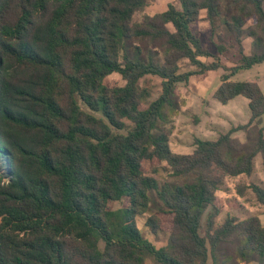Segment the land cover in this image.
I'll return each mask as SVG.
<instances>
[{
  "label": "trees",
  "instance_id": "trees-1",
  "mask_svg": "<svg viewBox=\"0 0 264 264\" xmlns=\"http://www.w3.org/2000/svg\"><path fill=\"white\" fill-rule=\"evenodd\" d=\"M152 1L0 0V264H264L259 217L216 221L225 180L257 157L264 171V94L230 80L264 62V0H176L135 22ZM202 13L215 54L193 30ZM229 49L213 98L247 99L249 121L172 152L178 88ZM147 76L161 80L154 99ZM247 188L264 215V184ZM159 215L172 227L156 248L136 218L156 233Z\"/></svg>",
  "mask_w": 264,
  "mask_h": 264
},
{
  "label": "rangeland",
  "instance_id": "rangeland-1",
  "mask_svg": "<svg viewBox=\"0 0 264 264\" xmlns=\"http://www.w3.org/2000/svg\"><path fill=\"white\" fill-rule=\"evenodd\" d=\"M173 5L180 8L176 0H153L148 4L142 12H138L134 16V21H141L143 16L158 14L164 12L168 5ZM264 7V6H263ZM201 39L202 45L209 50L211 54H215V49L209 40L210 30L209 24L205 21L204 13L201 20L193 27ZM246 41L245 48L248 50ZM237 59L234 49H229L228 52L220 57L222 67L216 71H209L201 75H192L189 78L187 86H180L178 93L184 99V106L180 114L174 119L173 131L170 137V149L176 154L188 155L194 151L195 139L214 140L219 134L227 133L231 128L244 125L249 121L250 111L248 100L243 97H236L223 105L213 98V95L220 85V78L227 71L223 67H232ZM205 64L213 62V58L205 57L201 59ZM181 72H192L195 68L190 66L188 61L180 62ZM109 80L110 84L115 85L116 82L121 85L118 75H112ZM232 81H249L259 85L264 94V62L253 66L249 70H243L230 78ZM161 80L157 77L147 76L145 78V86L152 91V99L157 97L160 90ZM264 125V116L263 123ZM234 138L243 142L245 140L242 131L235 132L232 135ZM264 184V171L261 166V159H255L254 170L251 176H240L237 178H228L225 180L222 189L217 193L216 205L221 214L217 218V222H222L226 216L235 217L238 220H243L249 216H257L264 223L263 208L259 206L247 188L249 185ZM243 189L242 191H240ZM242 192V195L239 193ZM122 203H117L114 208L118 209L124 206ZM161 221V230L156 233H151V230L146 227V218L137 217L136 224L144 236L156 247L160 248L167 244L169 232L172 227L171 217L169 215H159ZM146 264H156L153 260H146Z\"/></svg>",
  "mask_w": 264,
  "mask_h": 264
},
{
  "label": "crops",
  "instance_id": "crops-1",
  "mask_svg": "<svg viewBox=\"0 0 264 264\" xmlns=\"http://www.w3.org/2000/svg\"><path fill=\"white\" fill-rule=\"evenodd\" d=\"M263 6H264V4H263ZM246 41H249V40H245V42H244V51H245V53L246 54H248L249 53V43H248V50H246V48H245V43H246ZM250 42V41H249ZM201 59H203V58H201ZM200 59V60H201ZM258 85V84H257ZM259 86V85H258ZM261 89V88H260ZM261 220V219H260ZM261 223L263 224V226H264V223L262 222V220H261Z\"/></svg>",
  "mask_w": 264,
  "mask_h": 264
}]
</instances>
